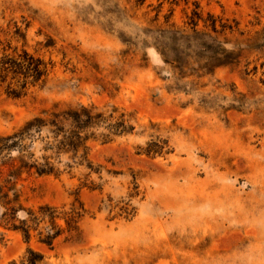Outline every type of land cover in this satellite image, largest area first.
Listing matches in <instances>:
<instances>
[{"label": "rangeland", "instance_id": "obj_1", "mask_svg": "<svg viewBox=\"0 0 264 264\" xmlns=\"http://www.w3.org/2000/svg\"><path fill=\"white\" fill-rule=\"evenodd\" d=\"M164 31L217 44L172 51ZM22 50L50 69L19 98L0 83V136L81 105L131 131L88 143L96 172L12 182L0 264L28 248L46 264H264V0H0V58ZM79 204L78 231L51 248L2 219Z\"/></svg>", "mask_w": 264, "mask_h": 264}, {"label": "trees", "instance_id": "obj_2", "mask_svg": "<svg viewBox=\"0 0 264 264\" xmlns=\"http://www.w3.org/2000/svg\"><path fill=\"white\" fill-rule=\"evenodd\" d=\"M158 38L162 39L160 44H164L165 48L169 47L168 44L175 46L172 51L183 49L188 40L196 42L200 49L207 46L205 42H199L202 38L209 40L212 45L217 44L210 36L201 34L198 37L197 33L195 36H187L179 31H164ZM210 48L215 55L219 54L216 47ZM49 69L48 64L41 58L25 50L16 57L3 55L0 58V83H4L10 75L16 85L9 88L7 94L12 98H19L29 86L44 83ZM10 85L11 82L8 86ZM130 131L131 128L125 126L121 118L114 121L113 112L105 115L93 107L81 105L64 110L54 108L42 111L26 120L12 133L0 136V176L4 170L6 172V177L0 183V200H8L12 182L23 172H34L38 176L59 175L63 172L69 173L78 166L96 172L88 159V143L92 140L108 142L113 137ZM9 210L10 213L2 214L5 226L19 233L25 243H29L36 233L37 241L49 248L63 234L76 233L77 224L85 213L80 204L72 205L68 210L48 205L40 206L36 211L20 207H11ZM19 210L25 212V217L16 219ZM58 220L64 222V227L57 223ZM8 264L46 263L42 254L28 248L19 260Z\"/></svg>", "mask_w": 264, "mask_h": 264}]
</instances>
